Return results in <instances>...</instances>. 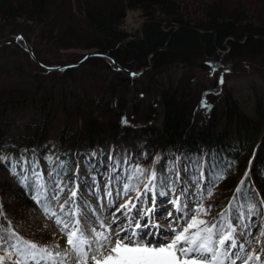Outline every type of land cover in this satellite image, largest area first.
<instances>
[{"label":"trees","instance_id":"1","mask_svg":"<svg viewBox=\"0 0 264 264\" xmlns=\"http://www.w3.org/2000/svg\"><path fill=\"white\" fill-rule=\"evenodd\" d=\"M129 10H138L143 20L135 36L124 28ZM18 34L49 67L88 54L62 58L68 50L103 53L115 63L91 57L79 66L83 70L48 71L14 41ZM228 38L229 52H217ZM164 47L142 75L128 74L149 66L150 55ZM259 56L264 58V0H0V157L8 160L0 159L4 213L25 239L53 240L24 226L21 217L37 205L11 165L17 173L25 161L29 168L44 166L46 178L63 170L69 183L80 161L82 172H92L108 161L110 146L120 145L131 150L140 168L151 170L157 157L164 175L180 157L193 173H203L204 187H215L213 212L224 210L248 171L249 200L238 201L247 211V203L264 200V99L259 95L252 110H243L232 91L221 88V78L201 85L194 72L203 77L223 60L263 67ZM178 66L183 80L172 74ZM86 68L93 73L85 75ZM106 68L116 73L110 80L98 76ZM169 174L175 178L173 169ZM220 174L224 178L217 180ZM197 181L193 190L199 197ZM263 221L260 215L250 218L251 224Z\"/></svg>","mask_w":264,"mask_h":264},{"label":"snow or ice","instance_id":"2","mask_svg":"<svg viewBox=\"0 0 264 264\" xmlns=\"http://www.w3.org/2000/svg\"><path fill=\"white\" fill-rule=\"evenodd\" d=\"M219 83H223V77ZM202 105L208 106L206 101H202ZM0 159L8 162L7 158ZM11 167L44 215L53 219L67 237L66 250L53 251L60 248L58 241L51 245H40L25 239L0 204V264H264L261 260V256H264V243L261 240L264 238V225L260 226L259 235L254 239L248 238L251 232L247 231L251 227L252 216H264V200L247 203V211L243 203H238L241 199L249 200L244 195L248 171L235 189L233 199L217 218L210 221L202 218L211 212V207L204 206V192H207L208 198L213 194L212 188L206 185L193 208L188 207L187 199L182 200L179 196L172 201L178 215L169 225L171 234L167 231L158 234L143 230L149 225L159 228L151 219L141 224V217L149 215L150 210L130 215L136 209V202L129 197L130 192L135 193V201L141 205L147 203L142 197L151 193L154 204L158 180L154 170L137 167L124 176L122 189L117 188L116 195L120 196L122 192L124 197H129L117 209L123 212L126 221L121 224L113 213H109L113 217L112 223L117 225L113 230L111 224L97 215L98 210L84 198L77 183L81 180L79 175L65 183L63 170L49 172L46 178L43 171L27 167V161L23 163L21 173L16 172L15 164ZM223 178V174L216 177L217 180ZM119 179L113 177L105 184L103 196L95 181L92 184L84 183V189H92L98 201L103 202L107 198L111 203L112 184ZM172 183L171 177L161 175L159 178L162 187ZM172 190L176 192L175 187ZM159 194L164 195V192ZM84 209L92 212L93 216H86ZM246 220L249 222L246 223ZM82 221L88 225L86 229Z\"/></svg>","mask_w":264,"mask_h":264},{"label":"rangeland","instance_id":"3","mask_svg":"<svg viewBox=\"0 0 264 264\" xmlns=\"http://www.w3.org/2000/svg\"><path fill=\"white\" fill-rule=\"evenodd\" d=\"M142 21L143 20L138 10H129L127 12L124 28L127 32H129V34H131V36H135L139 33L141 29ZM19 35L21 34L16 35L14 38H16ZM228 40L226 39L223 42L224 49L219 48V51H218V48H217V52H222V54H226L229 52L230 44ZM19 42H21L22 45H25L26 47L25 41L22 42V40H20L18 41V43ZM84 53H90V52L68 50V51L61 52L60 54L62 55V58H64L65 56L69 58L71 56H81ZM255 59L259 63H261L264 60L262 56L256 57ZM71 63H77V61L76 62L75 61L66 62L61 65H67ZM249 65L251 64L249 63L248 64H245V63L235 64V62H226L225 60H223L214 66L215 71H213L212 69L210 72H206L203 77H202L203 72H201L200 70L195 71L194 73H197L196 74L197 83H200L201 85L207 84L208 86H209L208 83H211L217 80L218 78L223 77V86H221V88H224L225 91L231 90L233 95L235 96V99H237L240 105L242 106V109L250 111L252 110L253 106L257 102V99H259V95H261L264 99V66L263 67H260V66L259 67L258 66L249 67ZM85 67L86 66L79 67V69L83 70ZM75 68L76 67L69 68V69H75ZM173 71L174 72L172 74L176 76L177 79L179 77L181 80H183L184 76L181 75V73H183V70H181L179 66L176 67V69ZM80 73L82 72L80 71ZM83 73H85V75H89L93 73V70L86 68V71H84ZM114 74L116 73L111 68H106L100 71L98 76H101L103 79L110 80L109 77L114 76ZM156 80L157 79L153 81L156 82ZM157 81L159 82L162 81L163 84H166L164 78H160V80H157ZM88 83H91V82H88ZM192 93H193L192 97L194 96L197 99L199 95L201 94V91L198 89L196 92L192 90ZM216 93L218 94V92ZM129 120H133V118L130 117ZM130 122L132 123V121ZM156 161H157V157H156L155 162ZM82 163H83L82 161L79 162L80 166L77 169V172L75 174V177L79 175L82 178L80 180L81 182L77 181L80 187V191L84 193V198L92 205V207L98 210L96 214L100 215L101 218L106 223L111 224V227L113 228V230H115L117 225L115 223H112L113 217L110 216L109 213H113L117 217L119 223L121 224L124 223L126 221V217L124 216L122 211H118L117 209L119 208L120 204L124 203L129 197H131L133 201L136 202V209H134L133 212L130 213V215H135L137 211L147 212L150 210L149 215L141 217V224L143 225L147 223L149 219H151L155 224L159 225V228L149 225L148 228L143 229L144 231L155 232L158 234L167 231L169 234H171V229L169 225L174 223L175 218L178 215L175 205L172 203V201L176 199L177 196H179L182 200L187 199L189 208L195 207V203L199 199L198 197L194 195L192 191L193 184L196 183L198 179V175H200L199 179L201 180H204V177H205L203 173L202 174L200 173L198 175L197 173H193L191 167L187 165V162H185L180 157L179 158L176 157L175 163L171 165L169 168H167L166 173L164 175L160 173V171H158L159 169L157 167V164H158L157 163L153 166L154 168L152 169L156 172L157 178H158L155 202L153 204L152 194L148 193L146 197H142V199H146L147 203H145L144 205H141L140 202L135 201L134 192H130L129 197H124L122 195V192L120 196L116 195V189L117 188L122 189L123 182H124V176L127 174H130L133 169L137 167L140 168V165L137 164L135 160H133V157L131 155V150L128 147L124 145L114 146V147L110 146L108 161H102L99 166H96L95 168H93L92 172H86V171L82 172L83 170ZM168 165L169 163H167V166ZM172 169L175 170L173 171V173H175L176 175V181H178L179 182L178 184H180V186L175 187L176 192H173L172 190L173 186L162 187L159 184V178L161 177V175L165 177H171L173 181V177H174L173 174L168 175V173ZM42 171L44 173L46 171V168L44 166L42 167ZM113 177H120V179L118 182H113L112 184L113 197H112L111 203L108 202L107 198H105L103 202L98 201L92 189H88V190L84 189V183L92 184L93 181H95L96 184L99 185L100 195L103 196L105 184L111 181ZM211 188H212V191H214L215 187L211 186ZM142 189H143V185H141V190ZM181 189H185V191H180ZM160 192H164V195H160L159 194ZM204 196L206 197L204 201V206L206 208L211 207V212L208 216L202 217V218L210 221L219 216V212L218 213L213 212L214 209L212 207V203L214 199L216 198V196L212 195V197L208 198V194H205V193H204ZM6 200L7 198H5V201ZM84 212L86 216H89V217L93 216V213L90 212L88 209H84ZM169 213H171V215H169ZM21 220L25 221L24 226L26 227V229L30 228L31 230H34L35 232L49 233L53 235L52 236L53 238L57 237V240L55 241L54 240L38 241V244L51 245L54 242L58 241L60 248L53 249V251L66 250L67 237L61 233L59 226H57L54 223L53 219H48L44 215V213L42 212V210L40 209L38 205L31 214L22 216ZM81 223L85 229L88 227V225L84 224L83 221ZM259 230H260L259 225L254 224L253 227H250V229L247 230L251 232V236H249L248 238L249 239L256 238L259 235ZM261 240H262V243H264V238H261ZM261 260L264 261V256H261Z\"/></svg>","mask_w":264,"mask_h":264},{"label":"water","instance_id":"4","mask_svg":"<svg viewBox=\"0 0 264 264\" xmlns=\"http://www.w3.org/2000/svg\"><path fill=\"white\" fill-rule=\"evenodd\" d=\"M179 27H181V25H177L176 26V28H179ZM193 30H196V31H199V32H201V33H207V32H205V31H202V30H198V29H194V28H192ZM209 33H211V32H209ZM255 37H257V38H261V37H259V36H257V35H254ZM248 38V35L246 36V39ZM21 39H23V37H22V35H19V36H17L16 38H15V41L16 42H18V41H20ZM229 39V38H228ZM227 39V40H228ZM245 42V40L244 41H240V43H244ZM25 43H26V47H27V50H28V52H29V54L31 55V57H32V59L34 60V62L36 63V64H38L39 66H41L42 68H44V69H46V70H48V71H53V70H62V69H69V68H74V67H78L79 65H81V64H83L84 62H86L89 58H91V57H107V58H109L107 55H105V54H103V53H99V52H93V53H88L81 61H79V62H77V63H71V64H67V65H61V66H58V67H47V66H45L44 64H42L38 59H37V57H36V55L34 54V52H33V50H32V48L30 47V45L29 44H27V42L25 41ZM163 49H165V47L164 48H159L157 51H155L154 53H152L151 55H150V62H149V66H147V67H145L141 72H139L137 75H141V74H143L147 69H149L150 67H151V65H152V58H153V56L157 53V52H160L161 50H163ZM218 51H219V48H218ZM224 53H226V52H224ZM113 63H115V60L113 59V58H109ZM120 69H122V70H124L122 67H119ZM128 74L130 75V76H132V77H135V76H137L136 74L135 75H133V72H131V71H128Z\"/></svg>","mask_w":264,"mask_h":264},{"label":"bare ground","instance_id":"5","mask_svg":"<svg viewBox=\"0 0 264 264\" xmlns=\"http://www.w3.org/2000/svg\"><path fill=\"white\" fill-rule=\"evenodd\" d=\"M22 35V34H21ZM24 37V36H23ZM25 40V39H24ZM15 41V40H14ZM16 42V41H15ZM43 64V63H42ZM46 66V65H45ZM47 67H49V66H47ZM180 161V160H179ZM182 166V165H181ZM70 251V250H69ZM55 252V251H54Z\"/></svg>","mask_w":264,"mask_h":264}]
</instances>
